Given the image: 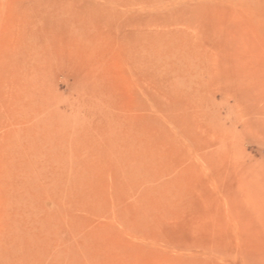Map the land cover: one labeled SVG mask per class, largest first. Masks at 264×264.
<instances>
[{
	"label": "rangeland",
	"instance_id": "374dc122",
	"mask_svg": "<svg viewBox=\"0 0 264 264\" xmlns=\"http://www.w3.org/2000/svg\"><path fill=\"white\" fill-rule=\"evenodd\" d=\"M0 264H264V0H0Z\"/></svg>",
	"mask_w": 264,
	"mask_h": 264
}]
</instances>
